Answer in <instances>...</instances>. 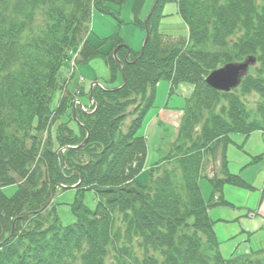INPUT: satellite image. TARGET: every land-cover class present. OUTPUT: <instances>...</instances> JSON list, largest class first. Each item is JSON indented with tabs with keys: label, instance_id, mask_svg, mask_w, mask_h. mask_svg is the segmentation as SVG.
I'll return each instance as SVG.
<instances>
[{
	"label": "trees",
	"instance_id": "16d2710c",
	"mask_svg": "<svg viewBox=\"0 0 264 264\" xmlns=\"http://www.w3.org/2000/svg\"><path fill=\"white\" fill-rule=\"evenodd\" d=\"M127 1L0 0V264H106L111 248V264H264V250L225 259L209 214L228 205L226 185L246 186L227 172L232 135L264 131V0H159L142 58L117 34L99 45L89 38L94 13L120 25ZM146 2L133 6L135 25L144 31ZM172 2L188 30L184 45H172L159 31L163 8ZM117 48L126 78L121 89ZM73 50L79 51L76 65L101 59L109 71L107 85L93 89L90 114H74L70 93L51 110ZM249 57L256 64L237 90L220 93L206 84L213 71ZM162 82L171 92L183 83L194 91L175 143L141 185L144 131ZM250 95L260 100L252 113L242 98ZM219 147L222 178L208 168ZM202 178L212 187L208 202ZM14 185L18 190L8 198L3 189ZM60 185H78L82 198L91 191L98 199L92 211L77 198L71 205L76 222L66 228L54 202L41 212Z\"/></svg>",
	"mask_w": 264,
	"mask_h": 264
},
{
	"label": "rangeland",
	"instance_id": "374dc122",
	"mask_svg": "<svg viewBox=\"0 0 264 264\" xmlns=\"http://www.w3.org/2000/svg\"><path fill=\"white\" fill-rule=\"evenodd\" d=\"M154 1L147 0L145 3L143 15L147 14L146 18L152 11ZM256 1L258 4L260 3V0ZM134 2L135 0H128L120 9L119 20L122 22L120 25L115 17L94 13L91 23L92 32L89 36L90 41L95 45H99L103 43L101 41L117 34L125 46L130 47L136 53L141 52L146 33L135 25ZM163 13L167 17L161 21L159 31L165 34L163 35L164 40L172 43V45L187 44L188 30L178 15L176 3L172 2L164 6ZM236 39L235 37L234 40ZM108 48L107 42L104 43L102 50L106 51ZM72 52L77 53V50ZM71 58H73L72 55ZM109 77V71L101 59L75 67L73 62L65 64L59 77L61 87L54 94L51 110L58 108L62 94L66 95L67 90L75 94L72 99L77 100L79 97L77 95L78 90H82L83 93L87 94L92 82L100 81L102 85H107ZM66 81H68V84ZM193 91L194 87L189 84H181L175 94H171L170 85L167 82H162L158 86L155 109L152 110L148 125L144 131L150 151L146 163L147 169H144L138 176V183L141 185H146L150 182L149 168L157 163L160 158H163L165 153L169 152L170 144L173 140L176 141L178 132L176 133V128H174L172 122L175 124L179 123L186 99L191 96ZM80 97V102L87 105L86 96ZM242 98L248 111L251 113L255 112L260 101L258 95ZM220 107H218V110ZM130 120L131 118L123 126V131L128 127ZM57 126L58 123H55L54 127H52L54 143H56L57 130L55 128ZM72 128L75 129L76 126L72 124ZM232 142L233 144H230L227 150L228 169L231 174L240 176L247 185L243 187L226 185L224 198L229 205L213 207L209 210L210 218L215 223V231L221 242V252L225 259L264 249V133L261 131L254 132L248 138L233 134ZM162 150L163 154L161 155ZM221 150L218 151V154L222 152ZM208 168L210 169V165ZM200 186L203 197L208 202L212 196V187L209 181L206 178H202ZM17 190V185L9 186L3 189V193L8 198H12ZM77 198H82V196L76 190H58L55 194L53 202L57 207L60 224L64 228L72 226L76 222L71 205ZM82 199L89 209L92 211L96 209L98 199L94 192H85ZM251 212H257L256 217L251 218ZM114 255L111 248L106 264L113 262Z\"/></svg>",
	"mask_w": 264,
	"mask_h": 264
},
{
	"label": "water",
	"instance_id": "95a60500",
	"mask_svg": "<svg viewBox=\"0 0 264 264\" xmlns=\"http://www.w3.org/2000/svg\"><path fill=\"white\" fill-rule=\"evenodd\" d=\"M158 2H159V0H156L151 13L148 15V17L145 20L147 37H146V39H145V41L143 43V47H142V50H141V56H140L141 58H142V56L144 54V50H145L146 44H147L148 39H149L148 20L150 19L151 15L153 14L154 9H155L156 5L158 4ZM118 50H119V48H117L114 51V58L117 61V63L122 66V63L117 58ZM255 64H256V59L253 58V57H249L243 63L227 64L223 68L212 72L207 77L206 83H207V85L210 88H212L213 90H215L217 92L229 93L232 90L237 89L241 85L242 80L248 74V71H249L250 67L252 65H255ZM122 76H123V85H122L121 88H123L126 85V78H125V75H124V67L123 66H122ZM92 98H93V96H92V93H91L90 96H89V100L91 101ZM88 138H89V135H88ZM87 142H88V139L81 146H84ZM76 186L66 187V189H69V190L70 189H74ZM57 188H55L52 191L51 199H50V201H49L47 206L50 205V202L52 201ZM59 188H65V187L60 185ZM46 208L47 207H45L42 211H44Z\"/></svg>",
	"mask_w": 264,
	"mask_h": 264
},
{
	"label": "bare ground",
	"instance_id": "6f19581e",
	"mask_svg": "<svg viewBox=\"0 0 264 264\" xmlns=\"http://www.w3.org/2000/svg\"><path fill=\"white\" fill-rule=\"evenodd\" d=\"M87 139L89 140L88 136L86 137L85 141H86ZM85 141H84V142H85ZM86 144H87V143H86Z\"/></svg>",
	"mask_w": 264,
	"mask_h": 264
}]
</instances>
